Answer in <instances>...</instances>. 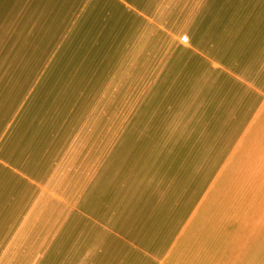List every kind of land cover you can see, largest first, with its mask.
<instances>
[{"label":"crops","instance_id":"crops-1","mask_svg":"<svg viewBox=\"0 0 264 264\" xmlns=\"http://www.w3.org/2000/svg\"><path fill=\"white\" fill-rule=\"evenodd\" d=\"M157 2L137 42L171 100L144 147L95 152L100 182L28 236L0 198V264H264V0H192L184 29L156 21Z\"/></svg>","mask_w":264,"mask_h":264},{"label":"rangeland","instance_id":"rangeland-1","mask_svg":"<svg viewBox=\"0 0 264 264\" xmlns=\"http://www.w3.org/2000/svg\"><path fill=\"white\" fill-rule=\"evenodd\" d=\"M132 1L138 8L125 0H0V198L13 202L27 236L45 229L57 202L77 199L79 185L100 182L95 152L104 161L116 146L118 154L141 150L142 130L154 129L144 120L157 121L171 100L164 92L172 81L147 61L156 47L137 42L150 5ZM191 2L158 0L151 12L184 29Z\"/></svg>","mask_w":264,"mask_h":264},{"label":"built area","instance_id":"built-area-1","mask_svg":"<svg viewBox=\"0 0 264 264\" xmlns=\"http://www.w3.org/2000/svg\"><path fill=\"white\" fill-rule=\"evenodd\" d=\"M182 41H183V42H187V41H188V37H187L186 35H184V36L182 37Z\"/></svg>","mask_w":264,"mask_h":264}]
</instances>
